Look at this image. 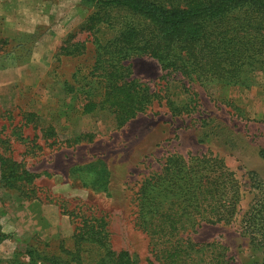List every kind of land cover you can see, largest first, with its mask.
<instances>
[{
	"label": "rangeland",
	"instance_id": "rangeland-1",
	"mask_svg": "<svg viewBox=\"0 0 264 264\" xmlns=\"http://www.w3.org/2000/svg\"><path fill=\"white\" fill-rule=\"evenodd\" d=\"M91 9L81 0H0V152L37 176L32 199L0 181V264L27 260L15 255L19 243L44 253L73 248L82 219L104 221L110 247L126 250L136 264H160L136 224L134 194L173 153L218 155L241 188L232 221L203 225L191 239L219 242L229 264H264V247L242 234L254 179L264 188V71L248 87L201 84L164 75L149 56L132 58L126 62L131 77L154 97L116 126L106 110L83 112V104L102 93L101 84L86 76L94 46L83 25ZM74 44H82L83 53L61 52ZM167 99L180 113L169 110ZM28 112L36 115L32 122L24 120ZM104 179L105 190L85 185Z\"/></svg>",
	"mask_w": 264,
	"mask_h": 264
},
{
	"label": "trees",
	"instance_id": "trees-1",
	"mask_svg": "<svg viewBox=\"0 0 264 264\" xmlns=\"http://www.w3.org/2000/svg\"><path fill=\"white\" fill-rule=\"evenodd\" d=\"M81 1L92 8L83 25L94 46L86 76L102 86L100 98L87 100L83 112L106 110L116 126L144 111L154 97L146 84L131 77L126 62L132 58L149 56L164 75L179 74L201 84L248 87L251 77L264 71V0ZM103 30L109 32L105 37ZM84 48L74 44L61 52L78 55ZM166 104L173 114L180 113L170 100ZM35 117L24 113L25 122ZM4 143L0 138V149ZM93 169L102 177V169ZM36 177L0 152V181L6 186L32 199ZM107 183L85 185L105 190ZM253 186L256 193L242 215V234L264 247V188L257 179ZM240 198L239 181L223 158L173 153L140 182L134 194L135 221L160 264H229L222 244L195 242L190 236L203 225L230 223ZM107 235L101 219H82L74 227L73 248L61 245L57 253H44L19 243L15 255L27 258L20 264H136L126 250L114 251Z\"/></svg>",
	"mask_w": 264,
	"mask_h": 264
}]
</instances>
